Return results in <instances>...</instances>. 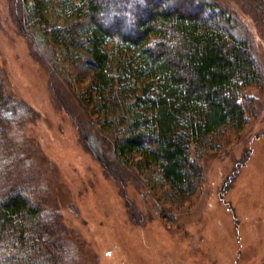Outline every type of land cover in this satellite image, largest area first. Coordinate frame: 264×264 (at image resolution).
<instances>
[{
    "label": "rangeland",
    "instance_id": "374dc122",
    "mask_svg": "<svg viewBox=\"0 0 264 264\" xmlns=\"http://www.w3.org/2000/svg\"><path fill=\"white\" fill-rule=\"evenodd\" d=\"M207 1L233 16L264 75V0ZM15 9L22 13L21 0H0V83L19 109L6 118L0 187L42 190L44 218L68 264H264V89L242 92L254 113L242 131L210 138L198 157L204 184L179 204L154 170L134 166L137 156L117 159L81 105L90 68H68L70 79L62 78L51 49L20 33Z\"/></svg>",
    "mask_w": 264,
    "mask_h": 264
},
{
    "label": "trees",
    "instance_id": "16d2710c",
    "mask_svg": "<svg viewBox=\"0 0 264 264\" xmlns=\"http://www.w3.org/2000/svg\"><path fill=\"white\" fill-rule=\"evenodd\" d=\"M21 1L18 30L51 49L62 78L70 79L68 68H90L78 99L117 159L137 156V169L154 170L176 202L191 203L204 184L198 157L210 138L226 127L242 131L255 109L242 92L264 89L233 16L207 0ZM14 113L0 83V145ZM33 187H0V264H68Z\"/></svg>",
    "mask_w": 264,
    "mask_h": 264
}]
</instances>
